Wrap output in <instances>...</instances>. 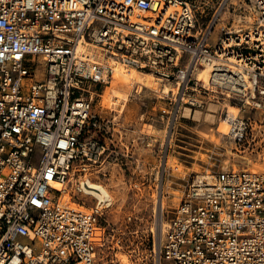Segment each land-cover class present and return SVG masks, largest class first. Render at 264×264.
<instances>
[{"label":"built area","instance_id":"2783aa9c","mask_svg":"<svg viewBox=\"0 0 264 264\" xmlns=\"http://www.w3.org/2000/svg\"><path fill=\"white\" fill-rule=\"evenodd\" d=\"M193 1L0 0V264H264V0H250L256 22L222 27L217 44L230 0L205 28ZM115 63L157 79L169 136L183 109L223 100L218 132L258 154L253 165L191 174L162 214L157 175L155 226L138 238L128 236L139 231L134 213L120 226L105 219L117 204L101 179L106 162L119 143L131 158L147 146L116 127L103 99L94 108ZM248 108L261 114L242 116Z\"/></svg>","mask_w":264,"mask_h":264},{"label":"rangeland","instance_id":"374dc122","mask_svg":"<svg viewBox=\"0 0 264 264\" xmlns=\"http://www.w3.org/2000/svg\"><path fill=\"white\" fill-rule=\"evenodd\" d=\"M220 1H193L199 27L205 28L211 22ZM249 6L250 0H230L213 31L211 40L214 44L220 40L222 27L231 26L235 22L250 26L253 21L256 22V17L250 15ZM155 86L133 84L115 76L112 84L98 86L94 95L95 110L101 109L100 103L103 99L107 106L105 115L118 116L117 128L129 129L132 138H137L140 134L147 138L146 150L139 144L137 147L142 148V154L137 148L132 158L121 154L122 144L119 143L118 153H113L106 162L107 176H101L113 191L117 202L114 210L105 219L120 226L126 214L134 213L136 221L131 228L139 231L137 234L130 233L128 236L131 238H138L142 234L149 235L155 226L157 175L163 179L166 211H171L180 202L191 174L216 172L234 165L247 166L249 159L253 165L258 159V154L243 153L241 145L218 132L219 119L228 110L223 100H208L205 107L192 110L190 116H185L183 109L172 135L169 136L167 118L163 119L160 113L161 107L168 101L155 90L160 85L157 83ZM166 87L169 85H165L164 89ZM107 97L111 102L106 104ZM116 99L119 103L114 104ZM260 114V111L253 108L241 112L242 116ZM168 142L170 148L166 152ZM137 158L141 160L138 162ZM169 164L179 165L181 170L170 167ZM133 181L140 182V187L134 188L131 185ZM79 199L88 204L93 203L90 197L80 195ZM105 226L106 221L102 220V227Z\"/></svg>","mask_w":264,"mask_h":264},{"label":"bare ground","instance_id":"6f19581e","mask_svg":"<svg viewBox=\"0 0 264 264\" xmlns=\"http://www.w3.org/2000/svg\"><path fill=\"white\" fill-rule=\"evenodd\" d=\"M114 67H115V70H116L115 76H117L119 79H122V80H125V81H129L130 83H133V84L137 83V84H140V85L146 86V87H153V86L156 87L155 84L158 83L157 79L151 73L142 72V71H140V70H138L136 68L126 67V66H124L122 64H118V63H115ZM206 73H207L206 71L202 72L200 74V78L204 79V80H207ZM164 90H165V92H168L170 90V87H166ZM105 99H106V101H105L106 104L111 102V99H109L108 97L105 98ZM113 102H114V104L119 103V101L117 99H116V101H113ZM231 111L235 112V113L237 112V111H235L233 109H231ZM184 115L185 116H190L191 115V109L190 108H186ZM221 130L224 131V132H227L229 130V127L227 126L226 123L221 125ZM169 166L173 167V168H176L177 170H181V167L179 165H176V164H171L170 165L169 164ZM55 185H56V187L58 189L62 188V185L60 183H56ZM91 186L93 188H97V189L101 188L100 186L96 185L95 183H93ZM103 190L108 192V188L103 187ZM93 192L96 195H99L98 191L93 190ZM62 201L65 202L66 204H68L70 200H69V197L67 195H64L62 197ZM164 202H165V200H163L161 202L160 201L158 202V205H159L158 211H159L160 214L163 213V209L166 207Z\"/></svg>","mask_w":264,"mask_h":264},{"label":"crops","instance_id":"0c3cea01","mask_svg":"<svg viewBox=\"0 0 264 264\" xmlns=\"http://www.w3.org/2000/svg\"><path fill=\"white\" fill-rule=\"evenodd\" d=\"M130 137H132L131 134H130Z\"/></svg>","mask_w":264,"mask_h":264}]
</instances>
